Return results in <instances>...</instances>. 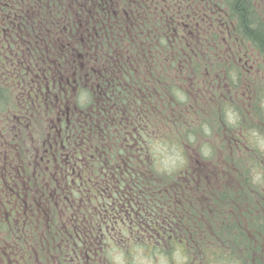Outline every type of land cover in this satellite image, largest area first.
Instances as JSON below:
<instances>
[{
  "label": "trees",
  "instance_id": "1",
  "mask_svg": "<svg viewBox=\"0 0 264 264\" xmlns=\"http://www.w3.org/2000/svg\"><path fill=\"white\" fill-rule=\"evenodd\" d=\"M263 102L264 0H0L2 256L264 264Z\"/></svg>",
  "mask_w": 264,
  "mask_h": 264
},
{
  "label": "flooded vegetation",
  "instance_id": "2",
  "mask_svg": "<svg viewBox=\"0 0 264 264\" xmlns=\"http://www.w3.org/2000/svg\"><path fill=\"white\" fill-rule=\"evenodd\" d=\"M11 127H12V125H10L9 122H6V121L0 122V137L2 138L0 140L1 141L0 143H6L4 141L5 139L8 140L9 142H11L9 140V138H12V136H14L13 133L10 136H8V130ZM3 130H6V131L3 132ZM0 145L2 146L3 149H5V152L0 151V214L2 212H4L7 215V213H9V211L11 212L13 210L12 205H11L13 198L11 200V195L9 197L7 195H3V191L1 190V186L3 188V186L8 185V187H9V185L10 186L13 185V174H12L13 168H12V165H13L14 159L12 156H9V154L7 152L6 144H4V145L0 144ZM4 163H9L10 164L9 168H7V167L5 168L3 166ZM7 174L9 176L7 178H4L5 176H7ZM4 196L6 197V199L4 198ZM8 206H9V208H7ZM6 208H7V210H6ZM9 230H11V227H9ZM9 233L10 232L8 231V234ZM142 233L145 234V233H147V231L144 230ZM8 234H7V236H8ZM10 240H12V239L10 238ZM1 242L2 243L6 242L5 238L3 237L2 231H0V247L3 248V245L1 246V244H2ZM11 249H13V247H11ZM4 250H8L7 247H5ZM7 253L10 254L11 256L8 254H5V253H3V256H2V250H0V264H8V263L12 264V257H14L13 251L12 252L7 251ZM7 255H8V257H7ZM4 257H7V258L4 260Z\"/></svg>",
  "mask_w": 264,
  "mask_h": 264
},
{
  "label": "rangeland",
  "instance_id": "3",
  "mask_svg": "<svg viewBox=\"0 0 264 264\" xmlns=\"http://www.w3.org/2000/svg\"><path fill=\"white\" fill-rule=\"evenodd\" d=\"M263 104H264V102H263ZM139 264H166V262L164 260L158 259L157 263H154V262H148V263L139 262Z\"/></svg>",
  "mask_w": 264,
  "mask_h": 264
}]
</instances>
